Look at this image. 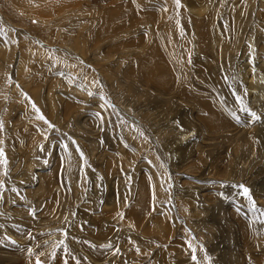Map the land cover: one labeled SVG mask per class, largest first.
<instances>
[{
    "label": "rangeland",
    "instance_id": "374dc122",
    "mask_svg": "<svg viewBox=\"0 0 264 264\" xmlns=\"http://www.w3.org/2000/svg\"><path fill=\"white\" fill-rule=\"evenodd\" d=\"M263 61L264 0H0V264H258L264 115L229 87Z\"/></svg>",
    "mask_w": 264,
    "mask_h": 264
},
{
    "label": "bare ground",
    "instance_id": "6f19581e",
    "mask_svg": "<svg viewBox=\"0 0 264 264\" xmlns=\"http://www.w3.org/2000/svg\"><path fill=\"white\" fill-rule=\"evenodd\" d=\"M193 9H195L196 10V12H197V8L196 7H194L193 6ZM199 11H200V9H199ZM195 15V14H194ZM196 16V15H195ZM193 45V44H192ZM220 49H222V48H220ZM144 57V56H143ZM141 57V63H138V65H139V67L143 70V74H142V76L144 77V79L147 81V83L148 84H150L151 82H150V79L151 80H155V82H156V86H157V88H163V87H165V86H167L169 83H170V81L168 80V79H162V78H160V77H158V76H156L157 74H155V70H158V69H160V68H164L163 67V65H161V60H159L158 62H159V64H160V66H155V64H154V66L153 67H145V63H144V61L146 60V58L144 57ZM153 57V56H152ZM221 57V56H220ZM155 58V57H154ZM248 59H243V62L244 61H247ZM154 61L156 62V60L154 59ZM153 61V62H154ZM249 61V60H248ZM217 63V62H216ZM245 63V62H244ZM258 63H259V61H258ZM156 64H157V62H156ZM246 64V63H245ZM263 64H264V61H263ZM151 65V64H150ZM217 65V64H216ZM253 65H255L254 67H253ZM149 66V65H148ZM264 66V65H263ZM20 67V66H19ZM217 67V66H216ZM258 67H259V70H261V71H263V69H264V67H263V69H260V66L258 65V64H256L255 62H253V64H252V66H250V68L247 66H245L244 68L246 69V70H244V73H240L239 72V75H240V77L241 78H244L243 80H244V85L241 87L240 86V81H238V82H233L232 81V84H231V88L229 87V89H233L234 88V92L238 95V94H240V95H242V98H244L243 99V103H245L246 104V106L249 104H247L246 103V101H247V95L248 96H250V101H251V99H253L254 98V100H252V101H255V105L257 106V104H259V106H257V107H253L254 108V110H255V113H256V111H257V113H263V115H264V73H261L260 71H258ZM20 69V68H19ZM216 69V68H215ZM161 71V70H160ZM214 71V73H215V75H214V77H212L211 79H212V83H213V80L214 81H216L217 80V78H218V76H219V72L218 71H216V70H214V69H212V71L210 70V72H213ZM237 74H238V72H237ZM161 75V74H160ZM162 76V75H161ZM165 77H166V75H165ZM239 77V76H238ZM239 77V78H240ZM237 78V77H236ZM238 78V79H239ZM224 80V79H223ZM242 80V81H243ZM225 82V81H224ZM210 83V82H209ZM223 84V85H222ZM243 84V83H242ZM155 85V84H154ZM227 87L228 86H226L225 85V83H221V85L219 86H217V94H215L214 93V95L213 96H211L210 95V97H211V101H212V103H213V105H214V107L216 106V104L219 106H221V108L224 110V112L226 113V112H229V111H231V109H232V106H233V102H232V98L230 97V96H228V95H226V91L227 92H230V90H228L227 89ZM210 88V87H209ZM209 93H211L210 91H208ZM213 92V91H212ZM239 92V93H238ZM218 95V96H217ZM48 96V95H47ZM48 97H50V96H48ZM221 98V100H223V101H221L220 100V98ZM231 98V99H230ZM241 97H239V99H240ZM242 100V99H241ZM165 102V101H164ZM169 102H170V100H169ZM196 103H198V102H196ZM208 103V107L207 108H205V106H204V101H201V106L200 107H197V111H199V109H201V113L199 114L198 113V115L201 117V118H199V117H197L196 116V119H198L197 121H199V122H201V124H198L197 122H196V125L198 126V129H199V131H200V133H201V135H203V140H208L209 138L207 137V136H205V133L206 132H209L208 131V129H204L206 126L205 125H207V126H209V130L211 131V132H217V130L216 129H214V127L216 126V125H218V121H220V122H222V123H224V124H226L227 122H229V120L228 119H223V117L218 113V111L217 110H215L211 105H210V103L209 102H207ZM251 104V103H250ZM254 104H252V105H254ZM242 105V104H241ZM244 105V104H243ZM242 105V106H243ZM249 108V107H248ZM248 108H247V110H248ZM217 109V108H216ZM237 110V109H236ZM233 111V110H232ZM235 111V110H234ZM239 112V111H238ZM202 114V115H201ZM240 114V113H239ZM228 115H230V114H228ZM257 115V114H256ZM262 115V114H261ZM231 116V115H230ZM233 116V115H232ZM245 116V115H244ZM243 117V116H242ZM256 117V116H255ZM255 117H253L252 115H247L242 121H241V117H239V116H235V118L233 117V120L234 121H241L240 123L242 124V123H246V124H248V121H251L252 123H250V124H254L255 123V125H256V123H258L257 124V126L256 127H258L259 128V125H261L260 124V122H259V120H256V118ZM218 118L219 119H222V121L221 120H218ZM231 118V117H230ZM259 118V117H258ZM216 120H217V123H216ZM261 120V119H260ZM263 124V126H261V128H264V122L262 123ZM235 125V124H234ZM249 125V124H248ZM251 126H253V125H251ZM251 126H249V127H251ZM245 127V126H244ZM243 128V127H242ZM247 128V127H246ZM237 129V132H235L234 134L238 137V136H243V135H241L243 132H246L247 130L245 129V128H243L242 130H241V128H235L234 130H236ZM240 129V130H239ZM228 130V129H227ZM248 130H249V128H248ZM223 131H225V130H223ZM230 131V130H229ZM251 131V130H250ZM252 132V131H251ZM213 134V133H212ZM234 134H233V136H234ZM246 134H247V132H246ZM252 135H253V138H252V140L253 141H255L256 140V133H253L252 132ZM258 135H261L262 137H264V132H259L258 133ZM210 136H211V134H210ZM220 136V135H219ZM249 136V135H248ZM260 136V137H261ZM212 137V136H211ZM224 137V136H223ZM226 137V136H225ZM244 137H245V135H244ZM213 139V138H212ZM216 139V138H215ZM241 139V138H240ZM258 139V138H257ZM189 140V142L192 144V145H194V141L192 140V138L191 139H188ZM230 140V139H229ZM235 140V139H234ZM238 140V139H237ZM259 140V139H258ZM196 141V140H195ZM253 141L251 142L252 144H253ZM261 141V140H260ZM158 142V141H157ZM232 142V141H231ZM235 142V141H234ZM250 142V141H249ZM239 143H242L241 141L240 142H238L237 144L235 143V149L237 148V146H238V144ZM258 143V142H257ZM260 143V142H259ZM212 144V143H211ZM210 144V145H211ZM243 144H245V146H247L248 145V140H245L244 142H243ZM256 144V143H255ZM259 145H261V143L259 144ZM89 146V145H88ZM254 146V145H253ZM191 148H193V146H191ZM249 148V146L247 147V148H245V150H247ZM194 150H196V149H198V151L197 152H199L200 151V149H201V147L199 146V147H197V148H193ZM185 150L187 151V153H180L181 155L183 154L184 156L185 155H189L190 154V156H191V150L189 151V149H187V148H185ZM185 151V152H186ZM188 151H189V153H188ZM234 151V150H233ZM236 151V150H235ZM231 156V155H230ZM234 156V155H233ZM229 157V156H228ZM188 158V157H187ZM182 159V158H181ZM220 168V167H219ZM224 172V171H223ZM217 173H222L221 171H218L217 170ZM225 174H226V172H225ZM48 183H51L50 182V179H48L47 180V184ZM202 190H204L203 188H202ZM261 191V190H260ZM11 223V222H10ZM241 225H242V222H241V224L240 225H238L239 226V228H240V231H241ZM227 227V226H226ZM23 228V227H22ZM243 228V227H242ZM2 229L3 230H1L0 231V242L3 244V243H5L6 241H8L9 242V240H8V236L9 235H11L14 239H18L19 237H15V236H13V235H16L17 233H14V232H12V228L10 229V226L8 225H5V227L3 228L2 227ZM223 229H225L224 227H223ZM15 230V229H14ZM226 230V229H225ZM225 230H223V231H225ZM231 231V230H230ZM229 231V232H230ZM242 232V231H241ZM259 233V232H258ZM257 233V234H258ZM256 234V235H257ZM24 235V234H23ZM23 235H22V237H23ZM20 236V235H19ZM49 236V235H48ZM252 237H253V235H252ZM256 238H257V240H258V236H255ZM20 240V239H19ZM257 240H255V241H257ZM12 241V240H11ZM100 242V241H99ZM44 243V242H43ZM5 244H7V243H5ZM5 244H3L4 246H6ZM53 244V243H52ZM13 245H15V243L13 244ZM44 245V244H43ZM46 245V244H45ZM45 245L43 246V247H45ZM50 245V244H49ZM3 246V247H4ZM55 246V245H54ZM41 247V246H40ZM52 247V246H51ZM93 247V246H92ZM15 248V247H14ZM23 248V247H22ZM9 249V248H8ZM88 249L90 250V247L88 246ZM93 249V251L95 250V248L93 247L92 248ZM46 250H48V249H46ZM6 251V250H5ZM17 251V250H16ZM84 251L87 253V254H89L88 253V250L87 249H84ZM3 252V251H2ZM20 252V251H19ZM44 252V251H43ZM74 252V251H73ZM6 253V252H5ZM21 253V252H20ZM24 253V252H23ZM28 253V252H27ZM37 253H38V251H37ZM45 253V252H44ZM47 253V252H46ZM45 253V254H46ZM11 254V253H10ZM15 254V253H14ZM16 254H18V253H16ZM22 254V253H21ZM29 254V253H28ZM90 254H92V252H90ZM22 255H24V254H22ZM37 255V254H36ZM49 255V254H48ZM93 255V254H92ZM264 255V252H259V254L257 255H254L253 256V258L255 259L254 261H257L258 262V264H263V261H264V258H262V256ZM9 256V255H8ZM10 257V256H9ZM17 257V256H16ZM20 258H19V261H22L23 259H22V257L21 256H19ZM24 257H25V255H24ZM81 257V256H80ZM12 258H14V257H10L9 258V262H13V260L14 259H16V258H14V259H12ZM18 258V257H17ZM31 258V257H30ZM81 259V258H80ZM84 259V258H83ZM25 260V259H24ZM38 260V259H37ZM46 260V259H45ZM27 261V260H26ZM84 261V260H83ZM29 262V261H28ZM34 262V261H33ZM33 262H32V264H33ZM73 261H69V264H74V263H72ZM229 262V261H228ZM14 263V262H13ZM256 263V262H255ZM19 264H25V262H19ZM30 264V263H29ZM36 264V263H35Z\"/></svg>",
    "mask_w": 264,
    "mask_h": 264
},
{
    "label": "snow or ice",
    "instance_id": "6c2138e0",
    "mask_svg": "<svg viewBox=\"0 0 264 264\" xmlns=\"http://www.w3.org/2000/svg\"><path fill=\"white\" fill-rule=\"evenodd\" d=\"M176 3L179 6V0H176ZM40 118L43 119V117H40ZM0 156H2V152H0ZM242 195L244 197L248 198L251 201V198L249 196V193H248V189L247 188H243L242 189ZM262 222H264V221H262ZM193 259H195V257H193Z\"/></svg>",
    "mask_w": 264,
    "mask_h": 264
}]
</instances>
